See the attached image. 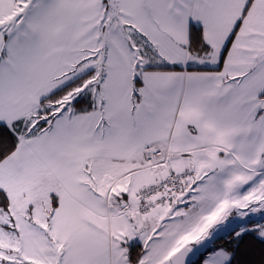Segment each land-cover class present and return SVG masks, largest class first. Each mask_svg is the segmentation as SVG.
Masks as SVG:
<instances>
[{
    "label": "snow or ice",
    "instance_id": "obj_1",
    "mask_svg": "<svg viewBox=\"0 0 264 264\" xmlns=\"http://www.w3.org/2000/svg\"><path fill=\"white\" fill-rule=\"evenodd\" d=\"M0 264H264V0H0Z\"/></svg>",
    "mask_w": 264,
    "mask_h": 264
}]
</instances>
